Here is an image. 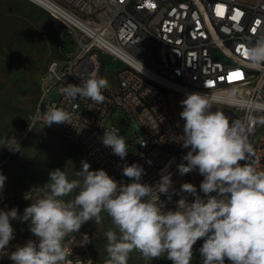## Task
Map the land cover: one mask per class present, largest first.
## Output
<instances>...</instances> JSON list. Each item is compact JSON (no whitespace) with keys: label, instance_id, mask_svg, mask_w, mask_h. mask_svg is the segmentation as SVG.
<instances>
[{"label":"built area","instance_id":"obj_1","mask_svg":"<svg viewBox=\"0 0 264 264\" xmlns=\"http://www.w3.org/2000/svg\"><path fill=\"white\" fill-rule=\"evenodd\" d=\"M32 1L62 23V53L51 58L41 74V94L31 127L59 128L60 134L78 145L79 139H86V148H81L84 160L93 162L95 171L105 170L120 185L132 182L123 175L125 163L140 165L145 172L141 182L152 187L159 184L162 175L170 173L172 188L168 194H159L165 211L175 209L183 183L196 186L192 172L183 176L178 172L177 166L186 163L182 158L190 148H183L182 142L174 139L182 131L171 94L181 100L191 92L212 94L214 109L224 111L233 120L250 123L249 117L264 118V67H251L240 48L248 38L264 33V0ZM221 6L225 9L223 17L216 15V8ZM237 11L243 13L240 20H231ZM83 21H96L98 33H83ZM107 59L119 65L113 68L116 84L102 90L106 97L103 104L65 98L61 85L79 84L93 72L104 77ZM233 72H240L241 79L229 81ZM54 88L58 89L59 99L48 103L46 96ZM53 107L69 112L71 123L44 125L41 113ZM124 124H132L136 130L125 138L128 154L121 160L102 143V137L105 130H116L123 137ZM250 126L249 142L264 167V124ZM141 141L146 146L141 147ZM26 195L30 200L18 199L35 202L43 192L31 189ZM188 200L192 202L194 197L188 195ZM13 207L23 215L12 198L0 192V210ZM11 225L15 238L6 252L35 239L30 231L22 229V220H13ZM81 240V229L66 239L71 252L68 258L88 264L89 252L86 246H80Z\"/></svg>","mask_w":264,"mask_h":264},{"label":"clouds","instance_id":"obj_2","mask_svg":"<svg viewBox=\"0 0 264 264\" xmlns=\"http://www.w3.org/2000/svg\"><path fill=\"white\" fill-rule=\"evenodd\" d=\"M240 48L251 67H264V33L248 38ZM108 86L107 78L93 72L81 83L61 85L60 90L66 99L103 104L106 97L102 90ZM214 100L212 94L187 93L180 101L183 134L174 137L183 148H190L182 158L186 163L177 166L178 172L183 176L198 170L203 176L199 191L204 197L195 185L183 183L175 209L165 211L159 194H168L172 188L170 173L152 187L141 182L145 172L136 163H125L122 168L123 175L132 180L126 185L118 184L103 169L89 170L86 161L77 172L82 180H69L65 171L57 168L49 173L41 198L31 202L22 216L15 207L0 210V253L7 255L6 248L15 238L11 221L30 220L29 230L35 239L16 246L9 256L14 264H84L79 258H68L71 252L65 241L88 221L99 225L104 212L114 226L105 233V264H128L134 250L146 261L166 256L172 264H191L194 245L200 239L204 241L199 248L202 264H225V260L231 264H264V167L248 139L250 123L264 124V118L249 117L250 123L233 120L214 109ZM40 118L47 126L71 123L72 119L69 112L58 107L48 108ZM102 143L121 160L126 158L128 144L118 131L105 130ZM139 144L146 146L144 141ZM5 147L21 151L16 140L14 146ZM6 179L0 173V192ZM73 193L72 199H63ZM188 195L194 197L192 202ZM25 199L30 200L27 195ZM89 243L91 238L84 234L80 246Z\"/></svg>","mask_w":264,"mask_h":264},{"label":"rangeland","instance_id":"obj_3","mask_svg":"<svg viewBox=\"0 0 264 264\" xmlns=\"http://www.w3.org/2000/svg\"><path fill=\"white\" fill-rule=\"evenodd\" d=\"M255 1V0H253ZM62 23L46 9L32 0H0V173L6 176L3 192L12 198V202L24 210L30 203L18 199L23 191L40 190L49 181V173L59 168L65 171L69 180H82L77 172L82 170L83 150L72 138L60 134L58 130L43 126H32L34 109L40 99L39 80L48 61L60 56ZM119 64L112 59L106 60L104 78L109 86L116 84L113 68ZM59 92L54 88L46 96V102L59 99ZM177 120L181 123L183 134L184 121L180 118L183 110L180 99L171 97ZM31 127V128H30ZM132 124H124L121 134L129 138L134 132ZM19 142L21 151L14 152L5 146H14ZM91 171H95L91 162ZM198 189L203 180L198 170L192 171ZM75 193L63 197L70 200ZM204 196V194L202 193ZM215 195V193H212ZM6 196V195H5ZM7 197V196H6ZM7 197V198H9ZM99 225L92 221L82 227V237L87 234L91 243L85 245L93 264H105L108 256L105 233L114 226L106 213H101ZM29 230L30 220L26 221ZM204 241L194 245L191 264H202L199 248ZM0 253V264H14L10 254ZM128 264H172L167 257L146 261L141 253L133 251ZM225 264H231L225 260Z\"/></svg>","mask_w":264,"mask_h":264},{"label":"bare ground","instance_id":"obj_4","mask_svg":"<svg viewBox=\"0 0 264 264\" xmlns=\"http://www.w3.org/2000/svg\"><path fill=\"white\" fill-rule=\"evenodd\" d=\"M81 31L86 34L98 33V26H96V21H83L81 22ZM59 131V128H53ZM79 145L81 148H86V139H79ZM93 165V162H91ZM26 191L21 193V197L25 198ZM7 198V197H6Z\"/></svg>","mask_w":264,"mask_h":264},{"label":"snow or ice","instance_id":"obj_5","mask_svg":"<svg viewBox=\"0 0 264 264\" xmlns=\"http://www.w3.org/2000/svg\"><path fill=\"white\" fill-rule=\"evenodd\" d=\"M151 7H155V5H150ZM225 14V9L221 6V7H217L216 8V15L223 17ZM243 15V13L237 11L235 13V15H231L230 19L233 21H239L240 17ZM241 79V73L240 72H233L228 76V80L232 81V80H239Z\"/></svg>","mask_w":264,"mask_h":264},{"label":"crops","instance_id":"obj_6","mask_svg":"<svg viewBox=\"0 0 264 264\" xmlns=\"http://www.w3.org/2000/svg\"><path fill=\"white\" fill-rule=\"evenodd\" d=\"M172 96H177V97H179L178 95H176V94H171V97ZM179 99H180V97H179ZM181 100V99H180ZM194 179V178H193ZM197 188V187H196ZM197 191H198V189H197ZM3 192V191H2ZM4 193V192H3ZM199 193V192H198ZM7 197H9L7 194H5ZM18 197L19 198H22L21 197V194L20 195H18ZM201 197H204L203 195H202V192H201ZM10 198V197H9ZM22 203H24V202H22ZM29 204V203H28ZM21 208V207H20ZM22 209V208H21ZM23 211V210H22ZM25 222L26 221H22V229L24 230V231H26V232H28V231H30V230H28L27 229V225L25 224Z\"/></svg>","mask_w":264,"mask_h":264}]
</instances>
